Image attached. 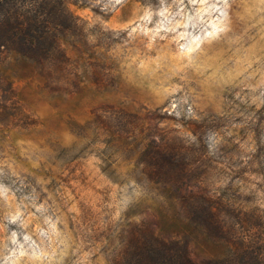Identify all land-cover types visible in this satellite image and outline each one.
Here are the masks:
<instances>
[{"label": "clouds", "instance_id": "obj_1", "mask_svg": "<svg viewBox=\"0 0 264 264\" xmlns=\"http://www.w3.org/2000/svg\"><path fill=\"white\" fill-rule=\"evenodd\" d=\"M95 3L108 10L112 0ZM127 35L143 38V47L97 56L86 83L76 82L78 94L49 82L59 94L53 107L62 109L55 132L91 131V143L105 145L92 153L105 169L104 195L69 217L35 189L17 197V182L30 185L0 163V264H118L130 230L161 220L188 225L201 196L234 202L235 192L264 213V174L251 171L264 167V0H158ZM149 145L173 159L160 177L139 161ZM240 167L249 168L247 180L234 179Z\"/></svg>", "mask_w": 264, "mask_h": 264}, {"label": "rangeland", "instance_id": "obj_2", "mask_svg": "<svg viewBox=\"0 0 264 264\" xmlns=\"http://www.w3.org/2000/svg\"><path fill=\"white\" fill-rule=\"evenodd\" d=\"M39 1L50 3L57 8L58 13L51 26L52 44L48 42L46 45L47 62L44 58L46 63L43 66L37 63L16 64L7 57L0 64L4 70L12 68L14 71H11L9 85L7 82H0V163L5 165L6 170L16 172L30 185L29 188L21 189L17 182V197L21 191L27 194L35 189L40 201H55L69 217L73 214L69 213L70 208L76 209L75 215L83 216L88 205L98 196L104 195V178L101 172L105 169L94 162L92 153L104 149L105 145L92 144L94 134L91 131L77 136L74 135V130H69L64 125L65 131L55 132L54 120L62 109L53 107L58 102L59 94L50 88L49 82L78 94L76 82L80 80L81 87L86 83L81 77L92 71L90 65L95 63L97 56L110 50L116 55L133 48H142L143 38L129 40L128 29L134 26V22L149 4L155 6L158 0H126L122 5H117L112 0L108 10H102L103 4L96 5L95 0ZM103 3L108 4V0H103ZM89 38L92 40L91 44L88 42ZM210 97L213 102L221 104L220 97L215 93L210 92ZM258 115L264 121V109ZM77 119L81 124L85 122L84 118ZM149 123L151 122H145L144 126L147 127ZM192 127L195 128L196 125ZM216 127H220L219 123ZM240 135H244L243 130ZM100 136L103 138L102 130ZM18 139L22 142L21 145L16 143ZM229 143L231 144V140ZM237 147L232 144L229 151ZM62 148H69L71 151L65 154ZM134 151L128 152L129 158ZM159 154L163 153L155 152L149 145L138 158L140 162L156 165ZM258 154H264V146L260 147ZM109 161H112L111 156L104 160L107 168L115 163ZM248 171L249 168L240 167L235 171L234 179L247 180ZM251 171L264 174V167ZM173 194L179 195V190ZM232 195L234 202L205 200L201 196L199 202L190 207L193 209L203 205L204 208H212L217 221L230 237L232 235L235 240H252L264 259V213L250 206L251 197H240L235 192ZM69 224L71 227V219ZM207 233L203 227L195 224L178 227L167 220H161L145 229L134 228L124 237L127 245L123 259L128 251L129 241L134 238L143 241L148 238L159 241L176 240L173 239L174 236L185 242L194 259L205 260L222 255L226 248L214 244L215 239L211 241ZM122 261H118V264Z\"/></svg>", "mask_w": 264, "mask_h": 264}, {"label": "trees", "instance_id": "obj_3", "mask_svg": "<svg viewBox=\"0 0 264 264\" xmlns=\"http://www.w3.org/2000/svg\"><path fill=\"white\" fill-rule=\"evenodd\" d=\"M56 10L46 1L0 0V64L8 57L16 64L37 63L43 66L47 62L46 45L48 42L52 44L50 32L58 17ZM11 71L14 72L12 68L7 71L0 67V82L9 85ZM155 166L158 169L156 174L161 176L166 174V167H174L173 159L159 154ZM202 206L191 209L190 225L203 227L211 241L218 240H214V244L226 248L222 255L197 260L183 240L148 238L143 241L134 238L129 241L128 251L119 264H264L261 252L252 240L230 237L217 221L212 208Z\"/></svg>", "mask_w": 264, "mask_h": 264}]
</instances>
